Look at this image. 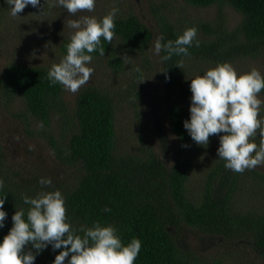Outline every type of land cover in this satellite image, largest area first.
Instances as JSON below:
<instances>
[{
	"label": "trees",
	"instance_id": "16d2710c",
	"mask_svg": "<svg viewBox=\"0 0 264 264\" xmlns=\"http://www.w3.org/2000/svg\"><path fill=\"white\" fill-rule=\"evenodd\" d=\"M183 1L196 8L226 4L241 15L240 22L231 32L220 30L204 41L196 37L199 47H190L189 55H173L162 61L165 52L154 54L152 43L161 36L163 44L182 34L186 29L180 28L183 16L172 18L166 4L152 0L147 1L148 16L127 5L114 18L112 41L101 37L104 55L91 53L95 68L99 61L117 76V72L130 69L133 50L138 49L144 57L133 68V78L125 81L126 89L121 84L115 91L95 80L96 69L91 67L94 71L90 78L94 80L82 85L68 101L61 84H50V65L10 62L0 71L3 109L14 112V119L28 137L47 144L45 158L52 161L50 169L46 168L41 162L43 156H35L33 151L26 152L32 156L30 161L8 159L0 142V179L4 181L0 198L4 197L3 207L8 213L0 228V240L11 228L15 210L27 212L30 207L23 197H34L41 190L38 180L49 177L52 187L45 190L61 191L66 216L78 234L83 235L81 226L100 221L114 225L125 244L133 237L141 241L134 264H208V250L220 245L233 250L235 264H264V164L233 172L217 156L218 135H210L204 146L192 141L183 127L189 117L191 96L182 78L187 59L216 65L226 59L229 63L253 56L262 49L264 0ZM108 4L97 11V19L112 8ZM202 27L204 32H212V27ZM70 34L59 42L62 57ZM238 37L242 40H236ZM151 68L157 70L156 79H161L167 93L164 124L155 120L149 125L146 114L136 111L135 122L119 133V92L124 90L132 100L140 98L137 81ZM260 94L264 98V89ZM17 102L21 106L14 111ZM250 141L259 145L260 137H251ZM197 175L199 182L192 185ZM105 207L110 211H103ZM59 251L53 252L49 246L36 256L34 264H52ZM213 264H225V260L216 258Z\"/></svg>",
	"mask_w": 264,
	"mask_h": 264
},
{
	"label": "clouds",
	"instance_id": "9594fccd",
	"mask_svg": "<svg viewBox=\"0 0 264 264\" xmlns=\"http://www.w3.org/2000/svg\"><path fill=\"white\" fill-rule=\"evenodd\" d=\"M5 3L14 17L29 5L43 9L41 0H5ZM56 3L75 15L80 10L92 12L96 0H56ZM118 11L112 7L100 19L85 15L68 21L74 31L66 45V55L47 72L50 84L59 83L75 93L89 80L94 71L87 66L93 59L91 53L104 55L101 37L106 42L112 41ZM196 37L195 27L186 28L175 40L163 44L161 36L155 41L154 51L165 52L162 61L170 60L173 55L187 56L190 47H199ZM186 80H190L191 97L189 117L183 121V127L192 141L204 146L210 135H218L217 156L233 172L241 173L264 164V117L258 119L264 104L258 96L264 89V74L255 67L237 73L230 63L223 62ZM257 135L259 145L250 141ZM38 183L41 190L34 197H23V202L30 205L27 212L15 210L11 216L12 226L0 240V264H34L36 256L49 246L53 252L60 250L52 264H65L66 258L67 264H134L141 249L138 238L133 237L125 244L114 225H103L100 221H94L90 227L81 226L79 231L83 235L78 234L66 216L61 191L45 190L52 187L51 178L41 177ZM3 187L4 181L0 179V189ZM4 204V197L0 198V228L8 216ZM103 211L110 209L105 207ZM28 245L31 247L25 251Z\"/></svg>",
	"mask_w": 264,
	"mask_h": 264
},
{
	"label": "rangeland",
	"instance_id": "374dc122",
	"mask_svg": "<svg viewBox=\"0 0 264 264\" xmlns=\"http://www.w3.org/2000/svg\"><path fill=\"white\" fill-rule=\"evenodd\" d=\"M109 2L108 6L116 7L119 10H126L127 5L133 8L140 14L149 15L148 0H97L94 10L88 12L87 10H80L77 14L73 15L66 11L56 3V0H41L43 9L33 8L30 5L26 6L18 16H11L9 5L5 0H0V71L4 66L10 62H22L31 65L52 66L54 63H59L62 56H60L59 42L63 37L68 36L74 30L69 28L68 21L79 19L82 16H95L100 8ZM155 3H164L167 8L171 10L172 18L183 16V24L180 28L195 27L197 29V38L200 40H207L216 35L218 31L231 32V30L238 25L241 15L232 7L223 4L218 6L216 4L208 7L196 8L186 4L183 0H152ZM96 8V9H95ZM98 11V12H97ZM219 28H217V24ZM154 25V21L151 23ZM203 25L212 27V32H204ZM183 28V29H184ZM236 40H242L238 37ZM155 41V40H154ZM153 41L152 46L155 42ZM150 47L145 50L148 52ZM258 50V48H257ZM152 52L155 54L154 47ZM134 58L130 62V69L124 72H117V76L111 73L110 68L96 62L98 65L95 68V60H92L87 66L93 67L95 70L94 79L111 86L115 91L123 84V89H126L127 83L133 78L135 66L138 67L140 56L138 49L133 50ZM225 61L228 62L226 59ZM152 62V61H149ZM237 71L243 73L249 71L251 68H257L264 74V47L259 49L253 56H247L240 59H234L229 62ZM148 67V66H147ZM185 72L182 75L183 79L194 78L198 73H203L209 68L215 67V64H208L207 61L197 59V62L187 59L184 64ZM133 70L132 72L130 70ZM157 70L151 68L147 76H143L137 81V92L140 94L138 99L132 100L131 95L127 96L124 90L119 92L120 109L117 112V124L119 125V133L124 131L125 128L131 123L135 122L137 118L135 112L138 111L140 115L146 114L147 124H152L155 120L158 123L164 124L163 106L167 98V93L161 79H156ZM89 78V80H94ZM185 79V80H186ZM88 80V81H89ZM116 81V85L113 83ZM186 90L191 96L189 90L190 80H186ZM64 88V87H63ZM76 93V92H75ZM75 93H72L65 88L63 89V97L72 101ZM259 98L264 100L263 96L259 93ZM19 102V101H18ZM17 102V103H18ZM13 105V110H17L21 105ZM3 98L0 96V142L2 146L3 155L8 159H15L18 162L30 161L32 156L26 152L33 151L36 154H41V162L43 165L50 169L52 161L45 158L49 153L48 146L44 141L37 142L35 138L27 136L26 130L21 127V124L14 119V112H7L3 109ZM264 104L261 105L259 117H263ZM172 137L170 136L169 139ZM173 151V148H171ZM29 159V160H28ZM44 160V161H43ZM199 171H194V174ZM198 177L195 176L191 180V184L199 182ZM209 258L208 264H213V261H224L225 264H235L233 250L221 246L208 250ZM243 258L250 260V256L243 255Z\"/></svg>",
	"mask_w": 264,
	"mask_h": 264
}]
</instances>
